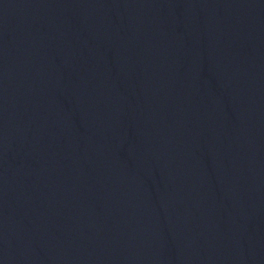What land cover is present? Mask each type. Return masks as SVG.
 <instances>
[{
  "label": "water",
  "instance_id": "1",
  "mask_svg": "<svg viewBox=\"0 0 264 264\" xmlns=\"http://www.w3.org/2000/svg\"><path fill=\"white\" fill-rule=\"evenodd\" d=\"M0 264H264V0H0Z\"/></svg>",
  "mask_w": 264,
  "mask_h": 264
}]
</instances>
